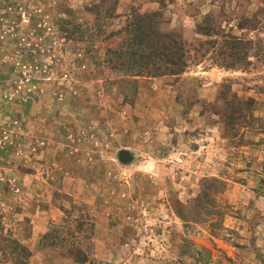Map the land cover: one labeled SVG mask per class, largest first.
<instances>
[{"label": "rangeland", "instance_id": "obj_1", "mask_svg": "<svg viewBox=\"0 0 264 264\" xmlns=\"http://www.w3.org/2000/svg\"><path fill=\"white\" fill-rule=\"evenodd\" d=\"M0 264H264V0H0Z\"/></svg>", "mask_w": 264, "mask_h": 264}, {"label": "crops", "instance_id": "obj_2", "mask_svg": "<svg viewBox=\"0 0 264 264\" xmlns=\"http://www.w3.org/2000/svg\"><path fill=\"white\" fill-rule=\"evenodd\" d=\"M30 176H31V178L29 177V179H27V182L30 181L29 183H27L28 184V188L27 189H29L32 192V194L34 193L36 195L37 184L35 186L34 183H33V182H35L34 178H33L34 176L33 175H30ZM35 195H32V196H35ZM36 202H37V200H34V201L31 200L30 201L31 210L30 211L28 210L26 212L21 211V213H19V215H25V216H28V217L31 218V223L33 225V227H32V230H33L32 231V237L34 236V238H37L40 235V233H42V232H39V231L45 229V226H43V220H42L44 215H45V212L39 210L40 207L38 205H36V204L33 205L32 204V203H36ZM23 218H24V216H22V219ZM41 221H42V224H39Z\"/></svg>", "mask_w": 264, "mask_h": 264}, {"label": "water", "instance_id": "obj_3", "mask_svg": "<svg viewBox=\"0 0 264 264\" xmlns=\"http://www.w3.org/2000/svg\"><path fill=\"white\" fill-rule=\"evenodd\" d=\"M117 159L122 163H129L132 160V155L130 152L121 150L117 153Z\"/></svg>", "mask_w": 264, "mask_h": 264}, {"label": "trees", "instance_id": "obj_4", "mask_svg": "<svg viewBox=\"0 0 264 264\" xmlns=\"http://www.w3.org/2000/svg\"><path fill=\"white\" fill-rule=\"evenodd\" d=\"M137 57L141 58L142 60H143V59H146V58H144V57H140V56H137Z\"/></svg>", "mask_w": 264, "mask_h": 264}]
</instances>
